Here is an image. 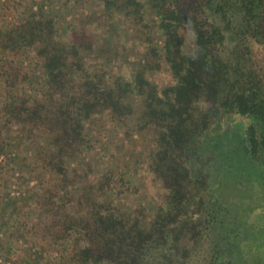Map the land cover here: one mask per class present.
Masks as SVG:
<instances>
[{
  "label": "trees",
  "instance_id": "obj_1",
  "mask_svg": "<svg viewBox=\"0 0 264 264\" xmlns=\"http://www.w3.org/2000/svg\"><path fill=\"white\" fill-rule=\"evenodd\" d=\"M0 264H264V0H0Z\"/></svg>",
  "mask_w": 264,
  "mask_h": 264
},
{
  "label": "rangeland",
  "instance_id": "obj_2",
  "mask_svg": "<svg viewBox=\"0 0 264 264\" xmlns=\"http://www.w3.org/2000/svg\"><path fill=\"white\" fill-rule=\"evenodd\" d=\"M16 4V3H15ZM16 6V5H15ZM16 18V17H15ZM156 79L159 81V82H164L163 80H162V78L160 77V76H156ZM18 167H21V166H18ZM29 174V173H28ZM41 175V173L38 171V170H36V171H32V173L30 174V175H28V177L29 176H32L33 178H38L39 176ZM34 183V182H33ZM31 184V183H30ZM33 186V185H32ZM151 189H153V187H148V191L149 190H151ZM154 189H157V186L156 187H154ZM19 192L20 190H18V189H15V190H13V192ZM21 192V196L23 197V196H25V195H23L24 193L22 192V191H20ZM152 192H154V190L152 191ZM17 196H18V194H17ZM236 196V195H235ZM2 260H5L4 258H2Z\"/></svg>",
  "mask_w": 264,
  "mask_h": 264
}]
</instances>
